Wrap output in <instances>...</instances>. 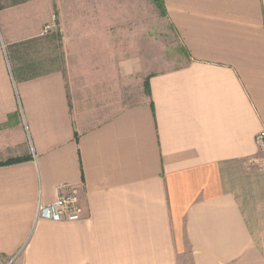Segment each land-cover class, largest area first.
Wrapping results in <instances>:
<instances>
[{"label":"crops","instance_id":"obj_1","mask_svg":"<svg viewBox=\"0 0 264 264\" xmlns=\"http://www.w3.org/2000/svg\"><path fill=\"white\" fill-rule=\"evenodd\" d=\"M164 2L157 72L106 37L78 65L58 0H0L1 264H264V0ZM63 185L81 219L37 218Z\"/></svg>","mask_w":264,"mask_h":264},{"label":"rangeland","instance_id":"obj_2","mask_svg":"<svg viewBox=\"0 0 264 264\" xmlns=\"http://www.w3.org/2000/svg\"><path fill=\"white\" fill-rule=\"evenodd\" d=\"M55 23V30H61L59 41L77 54L78 65L85 59L86 41L94 37L107 38L108 62L122 56L123 61L154 64L157 72L179 67L181 62L177 36L151 0H58ZM89 63L82 65L86 78L99 82L98 75L89 72ZM260 155L264 160V151ZM186 264H191L188 257Z\"/></svg>","mask_w":264,"mask_h":264},{"label":"built area","instance_id":"obj_3","mask_svg":"<svg viewBox=\"0 0 264 264\" xmlns=\"http://www.w3.org/2000/svg\"><path fill=\"white\" fill-rule=\"evenodd\" d=\"M55 20V16L53 17ZM52 28L47 26L45 31ZM256 142L261 150H264V131H261ZM83 214V198L77 188L63 185L59 188V196L49 205H40L37 210V218H44L53 222H77Z\"/></svg>","mask_w":264,"mask_h":264},{"label":"trees","instance_id":"obj_4","mask_svg":"<svg viewBox=\"0 0 264 264\" xmlns=\"http://www.w3.org/2000/svg\"><path fill=\"white\" fill-rule=\"evenodd\" d=\"M151 2L154 4V6L157 8V10L160 12L162 17H166L167 10L165 7L164 0H151ZM145 93L149 96L150 95V84L149 79L145 81ZM10 164V163H9Z\"/></svg>","mask_w":264,"mask_h":264}]
</instances>
